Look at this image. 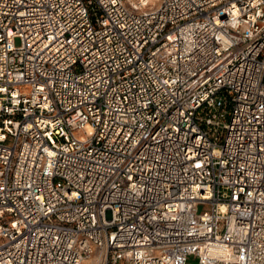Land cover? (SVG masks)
I'll return each mask as SVG.
<instances>
[{"label":"built area","instance_id":"1","mask_svg":"<svg viewBox=\"0 0 264 264\" xmlns=\"http://www.w3.org/2000/svg\"><path fill=\"white\" fill-rule=\"evenodd\" d=\"M191 259L264 264V0H0V264Z\"/></svg>","mask_w":264,"mask_h":264},{"label":"rangeland","instance_id":"2","mask_svg":"<svg viewBox=\"0 0 264 264\" xmlns=\"http://www.w3.org/2000/svg\"><path fill=\"white\" fill-rule=\"evenodd\" d=\"M16 45L20 46V40L19 39L16 40ZM200 210H202V207L200 208ZM189 264H198V262H197V260L191 259Z\"/></svg>","mask_w":264,"mask_h":264}]
</instances>
